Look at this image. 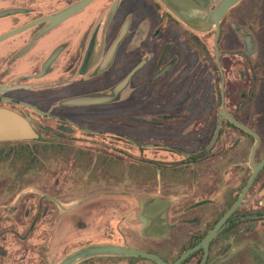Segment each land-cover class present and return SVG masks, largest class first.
Masks as SVG:
<instances>
[{"label": "flooded vegetation", "instance_id": "1", "mask_svg": "<svg viewBox=\"0 0 264 264\" xmlns=\"http://www.w3.org/2000/svg\"><path fill=\"white\" fill-rule=\"evenodd\" d=\"M219 1L212 0L209 10ZM177 9L187 20L208 14L178 0H0V264L25 259L11 245L23 246L20 241L36 225L23 223L22 208L17 219L10 215V196L23 190L11 188L9 180L25 177L26 148H82L93 164L103 162L106 173L105 161H120L122 146L146 149L151 171L156 167L152 173L163 176L161 199L179 202L157 216L141 215L145 241L157 239L159 245L125 243L122 233L115 244L169 263L228 213L256 166L244 199L209 242L204 264L231 263L249 237H264V0H239L218 27L206 29L187 26ZM175 25L184 27L178 26L177 39L170 33ZM136 81L147 88V107L122 119L123 94L131 95L127 90ZM100 96L110 99L66 102ZM138 121L145 122L144 142L137 140ZM20 122L35 135L16 134ZM96 149L99 154L90 155ZM54 171L52 188L37 193L51 206L52 222L58 208L64 209L56 203L62 187ZM172 186L174 195L167 193ZM153 199L143 202V210ZM204 254L198 248L181 264H201ZM113 257L112 263L92 257L77 264H157Z\"/></svg>", "mask_w": 264, "mask_h": 264}, {"label": "rangeland", "instance_id": "2", "mask_svg": "<svg viewBox=\"0 0 264 264\" xmlns=\"http://www.w3.org/2000/svg\"><path fill=\"white\" fill-rule=\"evenodd\" d=\"M178 26L180 25H175L176 28L170 32L176 39L178 32H181ZM133 85L136 86L130 89L132 92L127 90L131 95L123 94L122 119H129V114H141L147 107L145 84L136 81ZM138 114L135 115L140 117ZM141 123L145 124L139 121L136 123L139 125L137 132L140 134L137 140L144 142L145 126H140ZM126 124L123 120V125ZM97 150L89 152L90 155L99 154ZM134 150V146H122L120 152L118 151L120 161L114 158L105 161L106 173L103 172V162L99 160L93 164L91 156L86 153L85 157L82 148H26L25 177L9 180L11 188L23 190L10 196V215L17 219L19 208H22L23 223H26L27 227L32 222L36 225L27 232L25 241H20L23 246H18V243L11 245V251L23 250L26 254L22 262L11 260V264H58L69 252L80 247L121 242L120 233L126 236L125 243L141 247L159 245L157 239L145 241L142 235L144 219L141 215L144 211L143 202L162 194L163 176L158 177L152 173L156 167L151 171L147 163V157L151 154L146 149L138 152ZM56 153L59 157L56 161L51 160ZM90 166L93 167L91 173ZM101 168L102 171L99 170ZM55 169L60 180L59 187H62L56 198L64 209L58 208L52 222V217L48 216L51 206L37 193L42 194L52 188ZM108 172L116 174L119 178H109ZM174 192V188L167 191L171 195H174ZM167 200L170 201L171 208H175L179 202H174L173 197ZM38 223H55V227L41 226ZM235 251L237 254H234L231 263L227 264H264V237L259 234L251 236ZM94 259L112 263L110 259L114 257L99 256Z\"/></svg>", "mask_w": 264, "mask_h": 264}, {"label": "water", "instance_id": "3", "mask_svg": "<svg viewBox=\"0 0 264 264\" xmlns=\"http://www.w3.org/2000/svg\"><path fill=\"white\" fill-rule=\"evenodd\" d=\"M180 3H182L183 6L186 8H194L198 9L199 11H205L207 16L202 20H187L185 16L180 15V11L178 9L175 11V14L187 25L190 27H193L195 29H206L210 27L211 25H216L218 27L219 21L223 15L227 13V11L233 7L239 0H220L216 7L213 10H209V6L212 3V0H178ZM193 5V6H192ZM185 15V14H184ZM142 63H139L115 88V91L122 90L126 84L128 83L131 75L141 67ZM110 97H88V98H81L78 100H69L66 101L67 103H81V104H91V103H98L103 101H108ZM250 133L254 134L256 137V133L252 131L251 129L245 128ZM16 134H19L20 136H24L25 138H31L35 135V133L31 130L30 126L26 122H20L19 126L16 129ZM258 140V137H257ZM258 142H256L252 149L251 154L253 155V152L255 151L256 145ZM253 172L251 174V177L249 181L247 182L246 186L244 187L242 194L239 199L236 200V202L233 204L231 209L228 211L226 215L221 217L214 227L210 230V232L203 237L200 243L195 245L194 247L187 250L185 253L180 255L175 261L172 263H169L162 259L159 255L143 251L134 247L129 246H122V245H116V244H109V243H102V244H92V245H86L83 247H80L76 250H73L69 252L65 257L62 258V260L58 264H77L78 262L85 260L87 258H92L96 256H135V257H141L145 259H149L152 261H155L157 264H181L188 256L189 254L193 253L198 248H204L205 254L204 258L201 262V264L205 263L207 253H208V245L209 242L214 238L215 235L219 232L221 229L222 223L224 222L225 218L234 210L236 206L240 204L242 199H244L249 186L251 185L252 181H254L255 175L257 173V167L253 166ZM56 201V200H55ZM56 203L59 205V207L63 208L61 203L59 201H56ZM170 204L169 200L161 199L160 197H155L153 200L148 202L145 206V209L143 211V216L145 217H154L157 216L159 213H161V210H165Z\"/></svg>", "mask_w": 264, "mask_h": 264}, {"label": "trees", "instance_id": "4", "mask_svg": "<svg viewBox=\"0 0 264 264\" xmlns=\"http://www.w3.org/2000/svg\"><path fill=\"white\" fill-rule=\"evenodd\" d=\"M137 259H142V260H144V258H141V257H137ZM151 262H153V261H151ZM154 263V262H153Z\"/></svg>", "mask_w": 264, "mask_h": 264}]
</instances>
